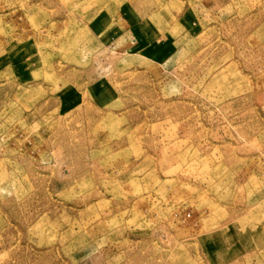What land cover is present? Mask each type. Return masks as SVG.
Masks as SVG:
<instances>
[{
	"label": "rangeland",
	"instance_id": "rangeland-1",
	"mask_svg": "<svg viewBox=\"0 0 264 264\" xmlns=\"http://www.w3.org/2000/svg\"><path fill=\"white\" fill-rule=\"evenodd\" d=\"M0 264H264V0H0Z\"/></svg>",
	"mask_w": 264,
	"mask_h": 264
}]
</instances>
